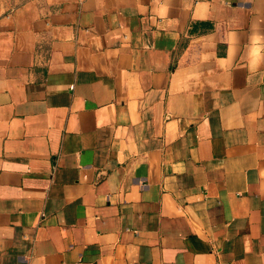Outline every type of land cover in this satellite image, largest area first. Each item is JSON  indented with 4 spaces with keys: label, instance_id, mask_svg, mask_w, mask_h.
<instances>
[{
    "label": "crops",
    "instance_id": "obj_1",
    "mask_svg": "<svg viewBox=\"0 0 264 264\" xmlns=\"http://www.w3.org/2000/svg\"><path fill=\"white\" fill-rule=\"evenodd\" d=\"M0 264H264V0L0 13Z\"/></svg>",
    "mask_w": 264,
    "mask_h": 264
},
{
    "label": "rangeland",
    "instance_id": "obj_2",
    "mask_svg": "<svg viewBox=\"0 0 264 264\" xmlns=\"http://www.w3.org/2000/svg\"><path fill=\"white\" fill-rule=\"evenodd\" d=\"M39 0H0V13H5L29 2Z\"/></svg>",
    "mask_w": 264,
    "mask_h": 264
}]
</instances>
